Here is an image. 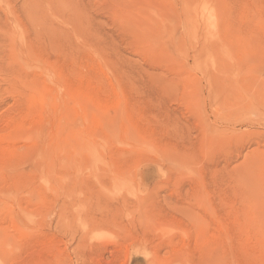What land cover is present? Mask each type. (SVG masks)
<instances>
[{
	"label": "rangeland",
	"instance_id": "obj_1",
	"mask_svg": "<svg viewBox=\"0 0 264 264\" xmlns=\"http://www.w3.org/2000/svg\"><path fill=\"white\" fill-rule=\"evenodd\" d=\"M0 264H264V0H0Z\"/></svg>",
	"mask_w": 264,
	"mask_h": 264
}]
</instances>
